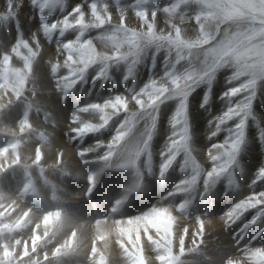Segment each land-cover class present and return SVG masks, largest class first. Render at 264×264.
<instances>
[{
	"label": "snow or ice",
	"instance_id": "6c2138e0",
	"mask_svg": "<svg viewBox=\"0 0 264 264\" xmlns=\"http://www.w3.org/2000/svg\"><path fill=\"white\" fill-rule=\"evenodd\" d=\"M29 3L38 16L37 29L29 39L23 37L18 22V9L23 7V0H7V10L0 14V25L14 22L17 29L10 51H0V122L12 109L20 112L17 129H0V134L9 137L7 143L0 146V175L18 169L23 177L16 199L0 192V264H59L69 255H82L87 264H109L113 237L126 264H188L184 259L186 255L201 254L204 221L197 214L200 227L191 233L189 247L186 246L187 227L178 237L175 234L178 218L190 216L193 207L216 195L217 185L222 181L226 180L227 185L219 193L221 197L236 184L234 173L237 169L243 170L239 157L248 145L249 121L256 126L257 142L264 149V126L254 112L258 86L264 85V0H172L162 8L156 0H135L129 7L139 18L140 30L126 26L127 8L121 6L119 0H116L118 23L113 22L107 0H75L70 9L65 0H29ZM57 10L61 15L50 22L49 16ZM159 11L168 17L167 31L156 29ZM189 12L192 15L189 16ZM186 18L193 19L198 26L194 35L186 34L173 22L179 19L183 23ZM93 30L98 34L88 35ZM68 33L75 35L68 38ZM41 34L49 43L55 39L56 51L64 57L62 64H51V75L57 91L62 94V102L77 85L82 89L84 84H90L88 93L91 94L98 81L103 88L104 83L112 79L111 68L126 67L120 81L125 85L126 94L78 105L69 117V130L64 134L66 142L79 146L87 137L113 128L106 144L98 139L77 152L82 164L98 166L87 175L84 195L93 192L99 176L106 170L123 171L129 176L110 216L96 219L87 237L73 227L58 240L69 221L62 208L53 207L35 217L32 207L20 210L17 203L26 198L42 199V190L51 193L53 202L60 199L56 184L46 178L41 146L35 148L34 158L22 159L19 151L33 136L51 147L45 133L37 134L29 121V113L36 106L26 94L31 91L35 95V89H29L28 84L33 62L40 54ZM94 41L109 50H98ZM161 52L164 55L157 73L156 61ZM150 53L147 82L138 90L127 87L126 82L133 77L136 66ZM13 57L21 60L23 66H13ZM61 69L65 70L64 74ZM219 76L224 78V90L216 98L224 102V109L207 121L214 130L206 138L211 140L221 132L226 135L222 142L210 145L211 167L205 169L193 156L195 123L190 100L194 93L202 90L199 108L210 112L214 84ZM132 102L135 110L129 107ZM166 109H170L164 121L170 126V135L166 136L160 153L157 175L153 169L151 144ZM81 113L94 114L99 122L85 121ZM98 152L99 155H93L94 159H89L90 154ZM62 155L56 157L51 167L61 176L71 175ZM177 164L183 178L173 183L170 191L141 214L113 218L112 214H117L132 194L147 190L149 178L164 183ZM34 173L39 174L41 183L34 178ZM259 182H264V164L251 180L250 194L222 213L226 228L243 220L231 234L230 241L241 256L236 258L225 252L218 264H264V246L253 243L264 236V189L255 191ZM249 213L250 218L244 219ZM32 224L35 226L31 228L30 239L16 235ZM257 225L258 230L245 242L249 230ZM41 226L42 235L38 234ZM83 227L80 225L81 229ZM206 259L216 264L212 257Z\"/></svg>",
	"mask_w": 264,
	"mask_h": 264
},
{
	"label": "rangeland",
	"instance_id": "374dc122",
	"mask_svg": "<svg viewBox=\"0 0 264 264\" xmlns=\"http://www.w3.org/2000/svg\"><path fill=\"white\" fill-rule=\"evenodd\" d=\"M66 1V0H65ZM70 1V0H68ZM66 1V5L68 6V8L70 9V5H72L74 2L73 0H71V4L70 2ZM113 1V2H112ZM126 1V2H125ZM133 1V2H132ZM68 2V3H67ZM107 2L109 3L110 5V10L112 12V15H113V21L114 23H118L119 22V13L117 12V7H116V0H107ZM130 2V3H129ZM135 1L134 0H119V4L125 8H127V11H126V19L127 21L125 20L126 22V26L129 27V28H133V29H137V30H140V21L139 18H137L135 15V12L134 10H132L128 5L130 4H133ZM160 2V3H159ZM165 2V0H156V3L157 5H160V7L162 8L164 5L168 4V3H171L170 0H166V3H163ZM163 3V4H161ZM6 5H7V0H0V14H3L6 12ZM30 6V3H29V0H23V7L19 8L18 9V15L21 14V11L22 10H26V15H30V17H37V14L35 12V10H33ZM149 8L151 7V5H148ZM147 6V7H148ZM116 11V12H115ZM133 11V12H132ZM115 13V15L113 14ZM133 15H132V14ZM36 14V15H35ZM57 14V15H56ZM59 14V15H58ZM162 14V16H161ZM60 12L57 10V12H54L52 13L51 16H49V21L51 22L52 20H54L55 18H57L58 16H60ZM130 15V16H128ZM188 15H192L191 12L188 13ZM166 16V17H165ZM162 17V18H161ZM130 18V19H129ZM137 18V19H136ZM149 19H151V14L149 12ZM131 23H130V22ZM18 22H19V27L20 29L22 30V34H23V37L25 39H29V37L31 36L32 32L35 31L37 29V24L35 25V27L33 28H30V27H23L25 24H29V20H26L25 24H23L21 22V20L19 19V16H18ZM174 23L178 24L181 26L182 29H184L186 31V34L188 35H194L195 34V29L198 27L196 24H195V21L193 19H185V21L183 23H181V21L179 19H175L173 21ZM130 24V25H129ZM168 25H169V20H168V17L166 14H164L162 11H159L157 13V20H156V29L157 31H160V30H168ZM7 26V27H6ZM11 26H15L14 25V22L13 24H11V22H6L2 25H0V33H2V35L0 34V38L4 41L5 38H9L10 41H8V46L6 48L7 51H10V46L14 43L15 39H16V36H17V31H16V28L14 27H11ZM132 26V27H131ZM134 26H137V27H134ZM195 27V28H194ZM187 28V29H186ZM3 31V32H1ZM10 31V32H9ZM97 30H93V32L89 33L88 35L90 36H96L94 35V33L96 32ZM8 32V33H7ZM7 36H5V35ZM14 36H13V35ZM12 35V36H11ZM68 38H72L74 37V33H68L66 34ZM14 37V38H13ZM1 41V40H0ZM40 42H41V49H40V54L38 55V57H36V59L34 60V64H33V72H32V76L30 77V80H29V84H28V88H32V89H35V95L32 94V92L30 93V91H28L26 94L28 95L29 99L33 102V104L36 106L33 108V110L29 113V121L30 123L32 124L33 128L37 130V134L39 132H43V130L41 129V127H48V128H54L53 127V124L52 127H50L51 125L49 124V112L48 111H45L43 109L42 106H44L45 108H47L48 105H50V109L53 110L55 112L56 115L57 112L56 110L59 111L58 107H62V108H66L67 107V103L68 104H79V102H81L83 100L84 101H88V102H95L97 100V98L95 99V96L96 94L98 95V92L100 90L101 91H104L105 89L108 88V90L106 91V95L110 96V95H114V94H126V88H125V85L122 84V83H119L121 80H122V76L126 73V67L124 65H121L119 69L113 67L110 69V76L113 77L112 79H109L108 82L104 83V87L101 88L100 87V82H97V85L93 88V91L91 92V94L88 93V89L89 87H91L88 83L84 84L83 85V88L81 89V86L80 85H77L76 88L73 90L72 93L69 94V96L65 99L64 102H61V100H57L56 98H51L47 95H42L43 93H41V91L37 88V86L41 87L42 88L44 86H47V83L49 81L50 86L51 88L53 87V90L56 89L55 87V81H54V78L52 77L51 75V64L54 63L53 61L49 60L50 57H53L52 55H55L56 57H59V58H63V55L61 54H58L57 51H56V45L54 44L55 43V39L49 43L47 42L44 37L40 36ZM96 44H97V48L98 50H101V51H104V50H109V49H105V47H103L104 45H102L99 41H94ZM45 43V44H44ZM11 44V45H9ZM101 44V45H100ZM54 45V46H53ZM0 46H4V45H1ZM10 47V48H9ZM52 48V49H51ZM5 49V47H4ZM1 50V51H6V50ZM48 49V51L46 50ZM54 52V53H53ZM41 53L44 54V56L46 57L44 60L40 59L41 57ZM57 53V54H56ZM160 55V56H159ZM158 55L157 57V61H156V68H155V71L157 73L160 72V68H161V65H162V60H163V52H161L160 54ZM150 56L151 54H149V57L145 59V61L140 64V65H137L138 67L135 68L134 70V75L133 77H130L129 80L126 82L127 83V87H131V88H134L135 89H139L140 87L143 86V84L145 82H147L148 80V76H144V75H148V67H149V64L151 63V60H150ZM49 57V59H47ZM160 57V58H159ZM159 59V60H158ZM16 60V61H15ZM13 66H16V67H22L23 66V62L21 60H19L18 58L16 57H13ZM160 63V64H159ZM147 65V66H146ZM37 68V69H36ZM45 68V69H43ZM48 68V69H47ZM158 68V69H157ZM35 69V70H34ZM141 69V71H140ZM39 70V71H38ZM122 71V72H121ZM37 72V73H35ZM41 72V73H40ZM60 72L62 74H64V69H61ZM112 72V73H111ZM121 72V74H120ZM34 73V74H33ZM119 75H118V74ZM144 73V74H143ZM38 74V75H37ZM43 74V75H42ZM92 75H94V72L91 73ZM116 74V76H115ZM141 74V75H140ZM122 75V76H121ZM139 77H138V76ZM119 76V77H118ZM35 77V78H34ZM114 77H118L116 79H114ZM34 78V79H33ZM51 78V79H50ZM120 78V80H119ZM48 79V81H47ZM89 79H91V76L89 77ZM131 79V80H130ZM44 80V81H43ZM32 81V82H31ZM36 81V82H35ZM116 81H119V82H116ZM110 82V83H109ZM112 82L114 84H112ZM139 83V84H138ZM132 84V85H131ZM111 85V87H110ZM114 85V87H113ZM117 85V86H115ZM131 85V86H130ZM121 86V87H120ZM264 85H260L258 86V98L254 104V112L256 113L257 115V119L259 120V115H260V110H264V102H263V99H264ZM100 87V88H99ZM113 87V89H112ZM123 87V88H122ZM97 88V90L95 89ZM216 88V89H215ZM87 89V90H86ZM112 89V90H111ZM116 90V91H114ZM124 90V91H123ZM224 90V78L223 76H219L218 79H217V82L214 84V91H213V96H212V100H211V103H210V112H203L200 108H199V99H200V92H202V90H198L197 93H194L191 100H190V107L192 105V107L190 108V111L191 113H193L194 115L191 114L192 116V119L194 120L195 123V133H194V136H195V143L197 145L194 144V151H193V156L194 158L196 159L197 163H199L203 168L205 169H208L211 167V161H210V157L208 156V150L210 148V145L212 143H216V142H222L226 133L225 132H221L217 137L211 139V140H208L206 137L210 136L211 134V131L214 130L213 128H210L207 124V121L209 119H212L213 117H215L216 115L220 114L222 112V110L224 109V102L217 99L216 97ZM95 91V92H94ZM83 92H86V93H83ZM110 92V93H109ZM116 92V93H114ZM30 93V94H29ZM57 93V92H56ZM59 93V92H58ZM75 93V95H74ZM95 93V95H93ZM61 94V93H59ZM73 94V95H72ZM77 94V95H76ZM81 94V95H80ZM88 94V95H87ZM62 95V94H61ZM33 96V97H32ZM85 96V97H84ZM31 97V98H30ZM40 97V98H39ZM35 98V99H34ZM85 98V100H84ZM49 99V100H48ZM73 100V102H72ZM94 100V101H92ZM52 101V102H50ZM99 101V100H97ZM221 101V102H219ZM99 102H102V101H99ZM54 103V104H53ZM85 103V102H84ZM87 103V102H86ZM134 103V102H132ZM132 103H130L129 107L130 109L132 110H135V105H133ZM221 103V104H220ZM41 104V105H40ZM46 104V105H45ZM65 104V105H64ZM133 105V106H132ZM217 106V107H216ZM134 107V108H132ZM171 107H174L171 106ZM196 107V108H195ZM37 108L39 110H37ZM16 110V112H15ZM201 110V111H200ZM35 111L39 112V113H36ZM168 111V112H167ZM193 111V112H192ZM198 111V112H197ZM15 112V113H14ZM165 115L166 118L168 115H170V109H166L165 110ZM215 112V113H214ZM14 113V114H13ZM18 113V114H17ZM205 113V114H204ZM202 114V115H201ZM209 114V115H208ZM11 115V116H10ZM15 118H13V116ZM19 115H20V112H19V109H12L10 114L7 116L8 118H5L3 120V122L0 123V127L1 129H4V127L6 128H10V129H17V125H18V118H19ZM31 115V116H30ZM39 115V116H38ZM41 115V116H40ZM71 115V114H70ZM197 115L199 117H197ZM202 117H201V116ZM207 115V116H205ZM33 116V118H31ZM94 114H89L87 115V117H89L87 120L88 121H91V122H98V116H96ZM162 116V119H161V123L159 125V128H158V132H157V135L154 136L155 138L153 139L152 141V144H151V153H152V159L155 160L153 161V169L154 171L157 173L158 172V167H159V163L161 162V156L159 157L158 154L160 155V151L164 148L165 146V140H166V136L167 135H170V131H169V128L170 126L167 125L164 121L166 120V118ZM195 116V117H194ZM35 117V118H34ZM46 117V118H45ZM59 117L61 118V120L63 119L62 115L59 114ZM91 117V118H90ZM95 117V118H94ZM94 118V119H92ZM201 118V119H200ZM203 118V119H202ZM206 118V119H205ZM9 119V121H8ZM45 119V120H44ZM68 121L69 118H67ZM97 119V120H95ZM198 119V121H197ZM37 122H36V121ZM66 120V119H65ZM200 120V121H199ZM14 121V122H13ZM39 121V122H38ZM40 121H41V125H40ZM47 121V122H46ZM67 121V122H68ZM7 122V123H6ZM9 122V123H8ZM45 122V124H44ZM206 122V123H205ZM11 123V124H10ZM34 124V125H33ZM44 124V125H43ZM198 124V126H197ZM11 125V126H10ZM13 125V126H12ZM163 125V126H162ZM4 126V127H3ZM15 126V127H14ZM262 126V125H261ZM14 127V128H13ZM40 127V128H39ZM114 127V126H113ZM164 128L162 130V128ZM203 127V128H201ZM112 129L113 128H109L108 130H106L105 132L101 133L102 138H99V134L96 136L95 139L92 140L93 137L95 136H89L87 137L84 142H82L79 146H75L74 144H69L68 142H66V139H65V135L62 137V140L59 138V137H55V139H58L56 140L55 142L56 143H52L51 144V147H49V144L48 143H44V142H41L39 139H36L37 137L34 136V139H36L35 141L37 143H33L32 144V139L28 142V143H24L21 145V148L19 149L20 151V154H21V157L22 159L24 158H27L29 156L33 157L34 158V155H35V148L38 146H43L41 147L42 148V152L44 154V159H43V164L45 165L44 167H46V178L48 181L52 182L53 184H57V188H58V195L61 199H59L58 201L56 202H53L51 199H50V196H51V193L46 191V190H42L41 192V196H42V199H36V200H33L32 198H26L24 200H18L17 203L21 204V206L19 205V208H21V210L23 209H26L27 207H34L36 209L33 208V212H34V216L37 217L39 216L40 214H42V212L44 210H48L50 208H53V207H60L62 209H64V213L67 211V213H65V215L68 217L70 216L69 218V221H68V224L66 225V227L62 230V233L57 237V239H62L64 235H66L73 227L77 228L79 231H81L86 237L87 236H90L91 235V231H92V225L94 224L95 222V219H104V218H107V214L111 213V208H112V205L114 204L115 200L119 199L122 195H123V189L125 188V186L128 184L129 182V176L123 172V171H112V170H106L102 173V175H100L98 178V181L96 184V187L93 189V192L90 194V195H87V199H86V195H84V193L87 191V187H88V184L87 183V177L86 175L88 173H91V172H95L97 170V164L95 163H87V164H83L81 162H79L81 168L79 169L77 167V170H76V166H74V164L72 163V161L75 159L79 160V157L77 156V152L81 149V148H87L89 147L90 145H92L93 143H95L96 140L100 139L102 140L104 143H107L108 140H109V136H111L112 134ZM201 132H200V131ZM110 132V133H108ZM166 132V133H165ZM46 133V132H45ZM47 134V133H46ZM162 134V135H161ZM201 134V135H200ZM48 135H51L48 134ZM107 135V136H106ZM109 135V136H108ZM200 135V136H198ZM256 135H257V128L256 126L253 124L252 121H249V126H248V130H247V139L248 141L251 140L253 143V145L249 144L250 146L246 147L244 150L246 152H250L251 150L253 151H258L262 158L261 160H263V164H264V149L261 148L260 144H258L257 142V139H256ZM250 136V137H249ZM161 137V138H160ZM205 137V138H204ZM223 137V138H222ZM252 137V138H251ZM48 140L50 137H48ZM9 137L8 136H5L3 134H0V146H3L5 143H7ZM159 139V140H158ZM107 140V141H106ZM215 140V141H214ZM40 141V142H39ZM106 141V142H105ZM160 141V142H159ZM198 141V142H197ZM203 141V142H202ZM159 142V144H158ZM202 142V143H201ZM44 143V144H43ZM198 143H201V144H198ZM27 144V146L25 145ZM28 144H30V147L28 148ZM41 144V145H40ZM47 144V146H46ZM202 145V146H201ZM255 145V147H254ZM32 146V147H31ZM75 146V147H74ZM83 146V147H82ZM205 146V147H203ZM257 146V147H256ZM161 147V148H159ZM207 147V148H206ZM250 147V148H249ZM26 148V149H25ZM28 148V149H27ZM33 148V149H32ZM57 148V149H56ZM67 148H69V152L67 150ZM198 148V149H197ZM23 149V151H22ZM43 149L45 151H43ZM61 149V151H59ZM158 149V150H157ZM28 150H31V151H28ZM155 150V151H154ZM48 151V152H47ZM57 151V152H56ZM103 149L100 150V152H102ZM158 151V152H157ZM198 151V152H196ZM22 152V153H21ZM47 152V153H46ZM71 152V153H70ZM100 152L98 153H95V155H99ZM160 152V153H159ZM204 154H203V153ZM207 152V153H206ZM63 154L62 155V159H63V163H64V166L66 168H68L67 170L71 173V175H65V176H61L60 173L58 171H56L54 168L51 167V165L55 164L56 163V155H60V154ZM197 154V155H196ZM243 154H244V151L241 153L239 159L241 158V156L243 157ZM28 155V156H26ZM155 155V156H154ZM196 155V156H195ZM199 155V156H198ZM157 157V158H156ZM205 158V159H204ZM46 159V160H45ZM181 158L178 157V161L180 160ZM201 159V160H199ZM46 162H45V161ZM160 160V161H159ZM242 160V158L240 159V161ZM159 161V162H158ZM204 161V162H203ZM53 162V163H52ZM69 162V163H68ZM207 162V163H206ZM30 163V161H29ZM48 163V164H47ZM157 163V164H156ZM205 163V164H204ZM69 164V165H68ZM207 164V165H206ZM71 165H73L71 167ZM177 166V167H176ZM50 167V168H49ZM175 167V171H170V174H169V177L167 179L166 182L161 183V182H158L155 178H149L147 180V190L146 191H143V192H139V193H134L132 194L129 198H128V201H126L121 209H119L118 213L117 214H113V218H121L122 216L123 217H130V216H135L137 214H141L143 211L147 210V209H144L143 211H141V209L144 207V204L146 203L145 201V197L147 194H158V193H162V195L164 193H166L167 191H170L171 187H167L168 184L171 182V181H177L179 180L180 178H183V174L182 173H178L179 171V168H178V164L177 165H174ZM72 168V169H71ZM157 171H156V169ZM54 169V170H53ZM82 169V170H81ZM74 170V172H72ZM51 173H50V172ZM82 171H85L84 173ZM240 171V172H239ZM258 171V170H256ZM255 170H253V172H256ZM79 172V173H78ZM122 172V173H121ZM173 172V173H172ZM49 173V174H48ZM81 173V174H80ZM83 173V174H82ZM52 174V175H51ZM76 174V176H75ZM181 174V176H180ZM247 173L241 169H237L234 173L235 175V178H236V184L231 188L229 189V192L226 194V195H223V197H221L219 195V193H222L224 188L226 187L227 185V181H222L220 184L217 185V189H216V195H214L212 198H210L208 201H205V206H201L203 209H195V208H192L191 209V215L188 216V217H185V218H182L181 220H178L180 221L178 223L177 221V225L176 228H175V234L176 236H179V234L181 235L180 233V230L184 227H187L189 229V235L187 236L186 238V245L187 244H190L191 243V240L192 237H191V233L193 231H197L199 230V227L196 223V226L197 228H193V229H190L191 227H189V225L191 224V220L197 216V214H201L200 216H206L210 218V216H213L211 215L213 212H210L211 209H214L216 208L215 206H218V205H222V207H225V206H228L230 207L233 203L237 202L238 200L240 199H243L245 198L247 195L250 194L249 190L250 189V183H251V180H249L251 178V176L253 175H246ZM51 175V176H50ZM83 175V176H82ZM158 175V173H157ZM51 178H50V177ZM55 176V177H54ZM81 176V177H80ZM172 176V177H171ZM239 176V177H237ZM124 177V178H123ZM244 177V178H243ZM34 178L38 181V183L42 182L41 181V178L39 177V174L38 173H35L34 174ZM49 178V179H48ZM72 178V179H70ZM81 178V179H80ZM84 178V179H83ZM120 178V179H119ZM244 180H243V179ZM123 179V180H122ZM177 179V180H176ZM60 180V181H59ZM62 180V181H61ZM77 180V181H76ZM125 180V181H124ZM152 183H151V181ZM241 181V182H239ZM245 181V183H244ZM59 182V183H58ZM74 182V183H73ZM84 182V183H83ZM112 182V183H111ZM174 182V183H175ZM23 183V177H22V173H20V170L18 169H10L8 172L4 173L1 175L0 177V192H3L8 198L11 199V197H13V199H16L17 198V193H18V190L19 188L21 187ZM68 183V184H67ZM64 184V185H63ZM247 186H243V185H246ZM62 185V186H61ZM155 185V186H154ZM167 185V186H166ZM261 185V186H260ZM19 186V187H18ZM59 186V187H58ZM64 186V187H63ZM87 186V187H85ZM150 186V187H149ZM165 186V187H164ZM257 186L258 191H260L261 189H264V182H260ZM66 187V188H65ZM68 187V188H67ZM248 187V188H247ZM13 188V189H12ZM18 188V189H17ZM151 188V189H150ZM17 189V191H16ZM65 191H64V190ZM68 189V190H67ZM79 189V190H78ZM107 189V190H106ZM80 190H81V193H80ZM6 191V192H5ZM10 191V192H9ZM15 191V195L13 196L14 192ZM71 191V192H69ZM121 191V192H120ZM9 192V193H8ZM13 192V194L11 193ZM77 192H79V196L77 194ZM109 192V193H108ZM83 195H80L82 194ZM120 193V194H119ZM122 193V194H121ZM66 194V195H65ZM69 194V195H68ZM71 194V195H70ZM74 194V195H73ZM119 194V195H118ZM48 195V198L47 196ZM68 195V196H67ZM11 196V197H10ZM64 196V197H63ZM83 196V197H82ZM108 197V200L104 199V197ZM241 197V198H238V197ZM15 197V198H14ZM67 197V198H66ZM85 197V198H84ZM76 198V199H75ZM84 198L85 200L83 201ZM33 200V201H32ZM75 200V201H73ZM79 202H78V201ZM95 200V201H94ZM36 201V202H35ZM47 201V203H46ZM50 201V202H49ZM68 201V203H67ZM83 203H82V202ZM220 201V203H219ZM30 202V203H29ZM53 202V203H52ZM64 204H63V203ZM77 202V203H76ZM141 202V203H140ZM24 205H23V204ZM51 203V204H50ZM70 203V204H69ZM217 203V204H216ZM27 204V205H26ZM33 204V205H32ZM49 204V205H48ZM103 204V205H102ZM64 205V206H63ZM23 206H25L26 208H24ZM36 206V207H35ZM152 206V205H151ZM150 206V207H151ZM41 207V208H40ZM64 207V208H63ZM128 207V208H127ZM221 207V206H220ZM110 208V209H109ZM39 211H38V210ZM228 209V208H227ZM37 210V211H36ZM88 210V211H87ZM108 210V211H107ZM122 210V211H121ZM217 210V209H215ZM207 212L208 214L207 215H203V212ZM36 212V213H35ZM101 212V213H100ZM194 212H196V214H193ZM198 212V213H197ZM202 212V213H201ZM39 213V214H37ZM72 213V214H71ZM95 214V215H94ZM83 215V216H82ZM93 215V216H92ZM178 215V214H177ZM72 216V217H71ZM88 216V217H87ZM106 216V217H105ZM251 216V213L247 214L244 219H249ZM74 217V218H73ZM77 217V218H76ZM83 217V218H82ZM86 219H85V218ZM98 217V218H97ZM190 217V218H189ZM193 217V218H192ZM73 218V220H72ZM79 218V219H78ZM91 218V219H90ZM201 218V217H200ZM205 218V217H204ZM203 218V219H204ZM71 219V220H70ZM76 222H75V220ZM81 219V220H80ZM202 219V220H203ZM89 220V221H88ZM189 220V222H188ZM79 221H82V224L81 222L79 223ZM193 221V220H192ZM85 222V223H84ZM184 222V223H183ZM188 222V223H187ZM241 222L243 223V220H241ZM87 223V224H86ZM91 226H90V224ZM241 224V223H240ZM240 224H238L236 227L233 228V230L237 229L240 227ZM78 225H84V227L81 229L80 226ZM90 227H89V226ZM186 225V226H185ZM35 225L32 224L30 225L26 230H24L22 233H17L16 235L18 237H21L23 239H30V236H31V228L34 227ZM88 226V228H87ZM234 226V225H233ZM232 226V227H233ZM214 229H212L210 232L206 229H209L208 227H204V234H203V242L204 240L208 237V236H212L214 238H217L218 240H221V241H224V236L222 235L223 231H225L227 238L228 236L231 237V234H230V229H226L225 227V224H224V221L222 223V226H215ZM259 228V225L253 227L252 229L249 230L248 232V235L246 236L245 238V242H247L248 239L251 238L252 235L255 234V232L258 230ZM178 229V230H177ZM219 232H218V231ZM40 231V232H39ZM43 226H41L40 229H38V233L39 234H43ZM236 231V230H235ZM233 231V232H235ZM207 232V233H206ZM213 232V233H212ZM212 234V235H210ZM218 235V236H217ZM190 236V237H189ZM261 237H264V236H261ZM260 237V238H261ZM258 239L257 241L261 242L262 239ZM114 240H115V237L112 238V243L110 244V248H109V264H126V260L125 258L122 256V254L120 253V250L118 248V246L115 245L114 243ZM264 240V239H263ZM257 241H254L253 243L257 242ZM145 244H146V240L143 241ZM202 242V243H203ZM199 243V242H198ZM200 243V248L203 246H201ZM257 245H261V244H257ZM264 245V244H263ZM100 247H103V245H100ZM147 251V250H146ZM204 250H201V255L200 254H189V255H186L184 257V259L186 261H190L188 259H190L189 257H194L195 259H193L192 261H196L197 259H200V258H204L203 254L206 253L204 251V253L202 252ZM207 254V253H206ZM151 255L154 256V253H151ZM213 258V256H212ZM196 262H193L191 264H194ZM59 264H87V261L86 259L82 256V255H69L67 257H64L61 259V261L59 262Z\"/></svg>",
	"mask_w": 264,
	"mask_h": 264
},
{
	"label": "bare ground",
	"instance_id": "6f19581e",
	"mask_svg": "<svg viewBox=\"0 0 264 264\" xmlns=\"http://www.w3.org/2000/svg\"><path fill=\"white\" fill-rule=\"evenodd\" d=\"M66 1H68V0H66ZM65 1V2H66ZM71 1V0H70ZM70 1H68V2H70ZM110 1V0H109ZM121 1V0H120ZM130 1V0H129ZM135 1V0H134ZM67 2V3H68ZM73 2H74V0H73ZM113 2V1H112ZM126 2V1H125ZM133 2V1H132ZM170 2H171V0H170ZM130 3V2H129ZM160 3V2H159ZM163 3H166V0H165V2H163ZM163 3H161V4H163ZM70 4H71V2H70ZM68 5V4H67ZM131 5V4H130ZM71 6V5H70ZM129 6V5H128ZM158 6H160V5H158ZM30 7V6H29ZM149 7V6H148ZM111 8V7H110ZM111 11V10H110ZM57 12V11H56ZM116 12V11H115ZM118 12V11H117ZM133 12V11H132ZM114 15H115V13H113ZM132 14V13H131ZM36 15V14H35ZM57 15V14H56ZM59 15V14H58ZM133 15V14H132ZM19 16V19L21 20V22L23 23V24H25V22H26V20H29L30 22H29V24H25L23 27H30V28H33V27H35V25L37 24L38 25V16L37 17H35V16H33V17H30V15H26V10H22L21 11V14H19L18 15ZM128 16H130V15H128ZM135 16V15H134ZM161 16H162V14H161ZM166 17V16H165ZM162 18V17H161ZM130 19V18H129ZM137 19V18H136ZM119 20V19H118ZM126 21H127V19H126ZM139 21V20H138ZM114 22V21H113ZM130 22V21H129ZM131 23V22H130ZM11 24H13V23H11ZM130 25V24H129ZM7 27V26H6ZM11 27H15V26H11ZM132 27V26H131ZM134 27H137V26H134ZM16 28V27H15ZM195 28V27H194ZM138 29V28H137ZM187 29V28H186ZM16 31H17V29H16ZM166 31V30H165ZM1 32H3V31H1ZM10 32V31H9ZM8 33V32H7ZM1 35H2V33H0ZM73 34V33H72ZM98 34V31H96L95 33H94V35H97ZM5 35V34H4ZM13 35V34H12ZM11 35V36H12ZM6 36V35H5ZM14 36V35H13ZM41 36V35H40ZM7 37V36H6ZM2 38V37H1ZM0 38V42H2V43H0L1 45H4V46H0V51L1 50H3L4 49V47H5V49L4 50H6V48H7V46H8V41H10L9 40V38H5V40L3 41L2 39ZM14 38V37H13ZM26 38V37H25ZM30 38V37H29ZM45 44V43H44ZM55 44V43H54ZM7 45V46H6ZM9 45H11V44H9ZM101 45V44H100ZM54 46V45H53ZM11 47V46H10ZM9 47V48H10ZM104 47V46H103ZM52 49V48H51ZM47 51H48V49H46ZM7 51V50H6ZM54 53V52H53ZM57 54V53H56ZM151 54V53H150ZM159 55V54H158ZM53 57H50V59H49V57L47 58V59H49V60H51V61H53L54 63H56V62H59V63H63V58H59V57H56L55 55H52ZM160 56V55H159ZM38 57V56H37ZM46 57L44 56V54L43 53H41V57H40V59H42V60H44ZM160 58V57H159ZM159 60V59H158ZM16 61V60H15ZM158 62V61H157ZM34 64V63H33ZM160 64V63H159ZM51 66V65H50ZM147 66V65H146ZM136 67H138V66H136ZM37 69V68H36ZM43 69H45V68H43ZM48 69V68H47ZM158 69V68H157ZM35 70V69H34ZM111 70H113V69H111ZM39 71V70H38ZM65 71V70H64ZM140 71H141V69H140ZM122 72V71H121ZM121 72H120V74H121ZM35 73H37V72H35ZM41 73V72H40ZM112 73V72H111ZM34 74V73H33ZM62 74V73H61ZM95 74V73H94ZM118 74V73H117ZM144 74V73H143ZM38 75V74H37ZM43 75V74H42ZM119 75V74H118ZM141 75V74H140ZM115 76H116V74H115ZM122 76V75H121ZM138 76V75H137ZM144 76H148V75H144ZM33 77V76H32ZM119 77V76H118ZM118 77H114V79H116V78H118ZM123 77V76H122ZM139 77V76H138ZM35 78V77H34ZM33 78V79H34ZM113 78V77H112ZM51 79V78H50ZM119 80H120V78H119ZM131 80V79H130ZM44 81V80H43ZM47 81H48V79H47ZM55 81V80H54ZM32 82V81H31ZM36 82V81H35ZM99 82V81H98ZM108 82V81H107ZM106 82V83H107ZM116 82H119V81H116ZM110 83V82H109ZM120 83V82H119ZM50 84L51 83H49V81H48V83H47V86H44L43 88H42V86L41 87H39V86H37V88L41 91V93H43L42 95H47V96H49V97H51V98H56L57 100L59 99V100H61V94H59L58 93V91H57V89H55V90H53V87L51 88V86H50ZM112 84H114L113 82H112ZM139 84V83H138ZM52 85V84H51ZM90 85V84H89ZM97 85V84H96ZM100 85V84H99ZM132 85V84H131ZM130 85V86H131ZM91 86V85H90ZM115 86H117V85H115ZM110 87H111V85H110ZM113 87H114V85H113ZM113 87H112V89H113ZM121 87V86H120ZM264 87V86H263ZM100 88V87H99ZM123 88V87H122ZM131 88V87H130ZM135 88V87H134ZM30 89H32V88H30ZM96 90H97V88H95ZM111 89V90H112ZM216 89V88H215ZM87 90V89H86ZM108 90V88L107 89H105L104 91H101L100 92V90L99 91H97L98 92V95L96 94V96H95V99L97 98V100H99V101H102L104 98H106V97H108V95H106V91ZM126 90V89H125ZM88 91V90H87ZM114 91H116V90H114ZM124 91V90H123ZM57 92V93H56ZM95 92V91H94ZM30 93H31V91H30ZM29 93V94H30ZM83 93H86V92H83ZM110 93V92H109ZM114 93H116V92H114ZM264 93V92H263ZM73 95V94H72ZM74 95H75V93H74ZM77 95V94H76ZM81 95V94H80ZM88 95V94H87ZM93 95H95V93L93 94ZM115 95V94H114ZM33 97V96H32ZM85 97V96H84ZM31 98V97H30ZM40 98V97H39ZM192 98V97H191ZM35 99V98H34ZM49 100V99H48ZM84 100H85V98H84ZM96 100V101H97ZM92 101H94V100H92ZM50 102H52V101H50ZM62 102V101H61ZM72 102H73V100H72ZM85 103L86 102H88L87 100L86 101H84ZM83 102V100L81 101V102H79V104H68L67 103V107L66 108H62V107H58V109H59V111L58 110H56V112H57V114L58 115H56L55 114V112L53 111V110H51L50 109V105H48L47 106V108H45L44 106H42L43 107V109L45 110V111H48L49 112V124L51 125V124H53V127L54 128H48V127H41V129L43 130V133H45V135L46 136H48V137H50L49 138V140L48 141H50V143L52 144V143H56L55 141L56 140H58V139H55V137L57 138V137H59L61 140H62V137L64 136V134L66 133V132H68V130H69V123H70V121H68V119L67 118H69L70 117V114L74 111V108H76L78 105H83V104H85ZM91 102V101H90ZM219 102H221V101H219ZM263 102H264V99H263ZM54 104V103H53ZM133 105H134V103H132ZM221 104V103H220ZM41 105V104H40ZM46 105V104H45ZM65 105V104H64ZM132 105V106H133ZM135 107V106H134ZM134 107H132V108H134ZM191 107H192V105H191ZM190 107V108H191ZM217 107V106H216ZM196 108V107H195ZM34 111V110H33ZM201 111V110H200ZM15 112H16V110H15ZM14 112V113H15ZM36 113H39V112H37V111H35ZM168 112V111H167ZM193 112V111H192ZM198 112V111H197ZM13 113V114H14ZM32 113V112H31ZM166 113V112H165ZM215 113V112H214ZM18 114V113H17ZM59 114H61L62 115V117H63V119L61 120V118L59 117ZM192 115H194L193 113H191ZM205 114V113H204ZM87 115H89L88 113H81L80 114V116H81V119H83V120H85V121H88L87 119L89 118V117H87ZM165 115V114H164ZM202 115V114H201ZM200 115V116H201ZM209 115V114H208ZM11 116V115H10ZM13 116V115H12ZM31 116V115H30ZM39 116V115H38ZM41 116V115H40ZM205 116H207V115H205ZM257 116V115H256ZM96 117V116H95ZM94 117V118H95ZM165 118H166V116H164ZM195 117V116H194ZM197 117H199L198 115H197ZM202 117V116H201ZM208 117V116H207ZM6 118H8V117H6ZM13 118H15L14 116H13ZM31 118H33V116L31 117ZM35 118V117H34ZM46 118V117H45ZM91 118V117H90ZM94 118H92V119H94ZM97 118V117H96ZM66 119V120H65ZM98 119V118H97ZM97 119H95V120H97ZM201 119V118H200ZM203 119V118H202ZM206 119V118H205ZM45 120V119H44ZM8 121H9V119H8ZM36 121V120H35ZM68 121V122H67ZM197 121H198V119H197ZM200 121V120H199ZM259 123H260V125H262V126H264V110H260V115H259ZM14 122V121H13ZM37 122V121H36ZM39 122V121H38ZM47 122V121H46ZM99 122V121H98ZM193 122H194V120H193ZM1 123V122H0ZM7 123V122H6ZM9 123V122H8ZM194 123H196V122H194ZM206 123V122H205ZM11 124V123H10ZM42 123H41V121H40V125H41ZM44 124H45V122H44ZM43 124V125H44ZM34 125V124H33ZM11 126V125H10ZM13 126V125H12ZM18 126V125H17ZM163 126V125H162ZM197 126H198V124H197ZM2 127V126H1ZM1 127H0V129H1ZM4 127V126H3ZM15 127V126H14ZM13 127V128H14ZM50 127H52V125L50 126ZM4 128H6V127H4ZM40 128V127H39ZM162 128V127H161ZM201 128H203V127H201ZM160 129V128H159ZM164 128H162V130H163ZM112 131H113V129H112ZM200 131V130H199ZM201 132V131H200ZM51 133V135H48V134H50ZM108 133H110V132H108ZM166 133V132H165ZM162 135V134H161ZM201 135V134H200ZM200 135H198V136H200ZM6 136V135H5ZM102 136L103 135H101V134H99V138H102ZM107 136V135H106ZM109 136V135H108ZM195 136H197V135H195ZM110 137V136H109ZM250 137V136H249ZM89 138H91V137H89ZM96 138V136L95 137H93L92 138V140L93 139H95ZM155 138V137H154ZM161 138V137H160ZM205 138V137H204ZM223 138V137H222ZM252 138V137H251ZM37 139V138H36ZM36 139H34V136H33V138H32V144L34 143H37L35 140ZM88 139V138H87ZM97 139V138H96ZM110 139V138H109ZM249 139V138H248ZM159 140V139H158ZM209 140V139H208ZM86 141V140H85ZM107 141V140H106ZM105 141V142H106ZM215 141V140H214ZM40 142V141H39ZM87 142V141H86ZM160 142V141H159ZM159 142H158V144H159ZM198 142V141H197ZM203 142V141H202ZM201 142V143H202ZM30 143V142H29ZM82 143V142H81ZM201 143H198V144H201ZM253 143L254 142H252L251 140H249L248 141V145H247V147L248 146H250L249 144H251V145H253ZM33 144V145H34ZM44 144V143H43ZM70 144V143H69ZM106 144V143H105ZM26 146H27V144H25ZM29 146H28V148L30 147V144H28ZM39 145V144H38ZM41 145V144H40ZM195 145H197L196 143H195ZM22 146H24V145H22ZM46 146H47V144H46ZM81 146V145H80ZM202 146V145H201ZM32 147V146H31ZM41 147H43V146H41ZM48 147V146H47ZM75 147V146H74ZM83 147V146H82ZM203 147H205V146H203ZM254 147H255V145H254ZM257 147V146H256ZM21 148V147H20ZM27 148V149H28ZM159 148H161V147H159ZM207 148V147H206ZM250 148V147H249ZM26 149V148H25ZM33 149V148H32ZM57 149V148H56ZM198 149V148H197ZM67 150H68V152H69V148H67ZM158 150V149H157ZM21 151V150H20ZM22 151H23V149H22ZM28 151H31V150H28ZM43 151H45L44 149H43ZM59 151H61V149L59 150ZM71 151V150H70ZM155 151V150H154ZM48 152V151H47ZM46 152V153H47ZM57 152V151H56ZM158 152V151H157ZM161 152V151H160ZM159 152V153H160ZM196 152H198V151H196ZM22 153V152H21ZM71 153V152H70ZM153 153V152H152ZM203 153V152H202ZM207 153V152H206ZM204 154V153H203ZM208 154V153H207ZM93 155H95V154H90L89 155V159L91 160V159H94V156ZM197 155V154H196ZM195 155V156H196ZM26 156H28V155H26ZM155 156V155H154ZM158 156L160 157V155L158 154ZM199 156V155H198ZM56 157H57V155H56ZM157 158V157H156ZM241 158H242V160L240 161V163H241V165L243 166V169H244V171L247 173L246 175H253V176H251V178L249 179V180H251L253 177H254V175H255V172H253V170H258V168L260 167V166H262V162H263V160H261V158H262V156H261V154L258 152V151H253V150H251L250 152H246L245 150H244V154H243V157L241 156ZM240 158V159H241ZM205 159V158H204ZM46 160V159H45ZM44 160V161H45ZM153 160V159H152ZM199 160H201V159H199ZM153 161H155V160H153ZM152 161V162H153ZM160 161V160H159ZM158 161V162H159ZM46 162V161H45ZM79 162H80V160H77V159H75L74 158V160L72 161V163L74 164V166L73 165H71V167L73 166V167H75L76 168V170H77V167L80 169L81 168V166H80V164H79ZM204 162V161H203ZM53 163V162H52ZM69 163V162H68ZM207 163V162H206ZM48 164V163H47ZM157 164V163H156ZM205 164V163H204ZM54 165V164H53ZM69 165V164H68ZM83 165V164H82ZM207 165V164H206ZM45 166V165H44ZM67 167V166H66ZM177 167V166H176ZM46 168V167H45ZM50 168V167H49ZM68 169V168H67ZM72 169V168H71ZM156 169V168H155ZM54 170V169H53ZM82 170V169H81ZM156 171H157V169H156ZM50 172V171H49ZM72 172H74V170L72 171ZM83 173L85 172V171H82ZM240 172V171H239ZM21 173V172H20ZM51 173V172H50ZM75 173V172H74ZM79 173V172H78ZM82 173V174H83ZM92 173V172H91ZM122 173V172H121ZM158 173V172H157ZM173 173V172H172ZM178 173H179V171H178ZM35 174V173H34ZM49 174V173H48ZM81 174V173H80ZM89 174V173H88ZM87 174V175H88ZM52 175V174H51ZM50 175V176H51ZM87 175H86V177H87ZM102 175V174H101ZM49 176V177H50ZM75 176H76V174H75ZM83 176V175H82ZM180 176H181V174H180ZM0 177H1V175H0ZM55 177V176H54ZM81 177V176H80ZM172 177V176H171ZM237 177H239V176H237ZM51 178V177H50ZM100 178V177H99ZM124 178V177H123ZM244 178V177H243ZM242 178V179H243ZM49 179V178H48ZM70 179H72V178H70ZM81 179V178H80ZM84 179V178H83ZM120 179V178H119ZM239 179H240V177H239ZM123 180V179H122ZM177 180V179H176ZM244 180V179H243ZM60 181V180H59ZM62 181V180H61ZM77 181V180H76ZM87 181V180H86ZM100 181V180H99ZM98 181V182H99ZM125 181V180H124ZM151 181V180H150ZM226 181V180H225ZM175 181H171L169 184H168V186L167 187H171V185L174 183ZM239 182H241V181H239ZM40 183V182H39ZM52 183V182H51ZM59 183V182H58ZM74 183V182H73ZM84 183V182H83ZM112 183V182H111ZM151 183H152V181H151ZM244 183H245V181H244ZM260 183V182H259ZM259 183H257L256 184V186H255V191H257L258 192V190H256V189H258L257 187H259V186H257ZM68 184V183H67ZM87 184V183H86ZM98 184V183H97ZM164 184V183H163ZM57 185V184H56ZM64 185V184H63ZM62 186V185H61ZM155 186V185H154ZM243 186H247V184L246 185H243ZM261 186V185H260ZM19 187V186H18ZM59 187V186H58ZM64 187V186H63ZM85 187H87V186H85ZM150 187V186H149ZM165 187V186H164ZM66 188V187H65ZM68 188V187H67ZM248 188V187H247ZM13 189V188H12ZM18 189V188H17ZM17 189H16V191H17ZM151 189V188H150ZM64 190V189H63ZM68 190V189H67ZM79 190V189H78ZM107 190V189H106ZM171 190V189H170ZM249 190V192H251L252 191V189L250 188V189H248ZM65 191V190H64ZM6 192V191H5ZM10 192V191H9ZM8 192V193H9ZM13 192H14V194H13ZM13 192H11L12 194H13V196L15 195V191H13ZM69 192H71V191H69ZM121 192V191H120ZM80 193H81V190H80ZM109 193V192H108ZM144 193V192H143ZM77 194H78V196H79V192H77ZM120 194V193H119ZM118 194V195H119ZM122 194V193H121ZM165 194V193H164ZM66 195V194H65ZM69 195V194H68ZM67 195V196H68ZM71 195V194H70ZM74 195V194H73ZM80 195H83V193L82 194H80ZM161 195H162V193H158V194H147L146 195V197H145V201H146V203L144 204V207L141 209V211H143L144 209H148L153 203H155L156 202V200H158L160 197H161ZM47 196V198H48V195H46ZM84 196V195H83ZM82 196V197H83ZM11 197V196H10ZM64 197V196H63ZM15 198V197H14ZM67 198V197H66ZM85 198V197H84ZM84 198H82L83 199V201L85 200ZM88 197L86 196V199H87ZM238 198H241L240 196L238 197ZM11 199H13V197H11ZM61 199V198H60ZM76 199V198H75ZM89 199V198H88ZM88 199H87V201H88ZM104 199H106V200H108V197L106 196V197H104ZM130 199V198H129ZM177 200H179V198H177ZM21 201V200H20ZM33 201V200H32ZM73 201H75V200H73ZM78 201V200H77ZM95 201V200H94ZM128 201V200H127ZM19 202V201H18ZM36 202V201H35ZM50 202V201H49ZM79 202V201H78ZM82 202V201H81ZM30 203V202H29ZM46 203H47V201H46ZM53 203V202H52ZM63 203V202H62ZM67 203H68V201H67ZM77 203V202H76ZM83 203V202H82ZM141 203V202H140ZM219 203H220V201H219ZM23 204V203H22ZM51 204V203H50ZM64 204V203H63ZM70 204V203H69ZM217 204V203H216ZM18 205H20L21 206V204L19 203ZM24 205V204H23ZM27 205V204H26ZM33 205V204H32ZM49 205V204H48ZM103 205V204H102ZM125 205V204H124ZM206 204H205V201L204 202H201L199 205H197V206H195V207H193V208H195V209H200V207L201 206H205ZM64 206V205H63ZM113 206V205H112ZM221 206V207H220ZM24 208H26L25 206H23ZM36 207V206H35ZM58 207V206H57ZM216 208H214V209H211V211L210 212H213L211 215H213V216H210V218H209V216L208 217H206V216H200L201 217V219H203L204 217V219H203V221H204V227L206 226V227H208L209 229H206V230H212V229H214V231H215V229L216 228H214L215 226H222V223H223V219H222V213H224L226 210H227V208H228V206H225V207H222V205H218V206H215ZM32 208H34V207H32ZM41 208V207H40ZM64 208V207H63ZM128 208V207H127ZM205 208H206V206H205ZM34 209H36V208H34ZM110 209V208H109ZM121 209V208H120ZM201 209H203L202 207H201ZM215 209H217V210H215ZM20 210H21V208H20ZM23 210V209H22ZM38 210V209H37ZM36 210V211H37ZM64 210V209H63ZM203 210H205V209H203ZM39 211V210H38ZM65 211V210H64ZM88 211V210H87ZM108 211V210H107ZM111 211V210H110ZM122 211V210H121ZM36 213V212H35ZM65 213H67V211L65 212ZM69 213V212H68ZM67 213V214H68ZM101 213V212H100ZM198 213V212H197ZM202 213V212H201ZM37 214H39V213H37ZM72 214V213H71ZM111 214V213H110ZM110 214L108 213L107 214V216L109 217L110 216ZM193 214H196V212H194ZM200 214V213H199ZM69 215V214H68ZM95 215V214H94ZM113 215V214H112ZM191 215V214H190ZM201 215V214H200ZM203 215H205V214H203ZM83 216V215H82ZM93 216V215H92ZM38 217V216H37ZM69 218H70V216H68ZM72 217V216H71ZM88 217V216H87ZM106 217V216H105ZM123 217V216H122ZM129 217V216H128ZM74 218V217H73ZM73 218H72V220H73ZM77 218V217H76ZM83 218V217H82ZM85 218V217H84ZM98 218V217H97ZM119 218V217H118ZM182 218H185V217H179L178 218V220H181ZM190 218V217H189ZM193 218V217H192ZM79 219V218H78ZM86 219V218H85ZM91 219V218H90ZM186 219V218H185ZM246 219V218H245ZM71 220V219H70ZM75 220V219H74ZM81 220V219H80ZM96 220V219H95ZM177 220V221H178ZM193 220V221H192ZM190 222H191V224L189 225V227H191L190 229H193V228H197V226H196V223L195 222H197L196 221V217H194L193 219H192ZM89 221V220H88ZM75 222H76V220H75ZM81 222V224H82V221H79V223ZM180 221H178V223H179ZM188 222H189V220H188ZM187 222V223H188ZM85 223V222H84ZM181 223V222H180ZM184 223V222H183ZM240 223H242L241 221L240 222H238L237 224H235L232 228H231V230H230V234H232L233 233V231H235V230H233V228L234 227H236L238 224H240ZM87 224V223H86ZM90 224V223H89ZM198 226H199V224H197ZM78 226H80V225H78ZM89 226V225H88ZM88 226H87V228H88ZM90 226H91V224H90ZM89 226V227H90ZM178 226V225H177ZM186 226V225H185ZM92 227V226H91ZM185 228V227H184ZM184 228H182L181 230H180V233L181 234H183V230H184ZM226 229H229V228H226ZM178 230V229H177ZM196 231H197V229H196ZM209 231V232H210ZM218 231V230H217ZM222 232H223V236L225 237L224 238V241H221V240H218L217 238H214V237H212V236H208L205 240H204V242L201 244V250H204L206 253H204V251H202L204 254H203V256H204V258L202 259V258H200V259H197L196 261L194 260V261H192L193 259H195L194 257H189L190 259H188V260H190V261H187L188 262V264H191V263H193V262H196V263H194V264H212V262H210L209 260H207L206 259V257H212L213 256V260L216 262V264H218V262H219V260L222 258V255H223V253H225V252H228L230 255H232V256H234V257H236V258H240V256H241V253H239V252H237L236 250H235V246L234 245H232V244H230V241L232 240V236L231 237H229L228 236V238H227V236H225L226 235V233H225V231H223V230H221ZM40 232V231H39ZM43 232V231H42ZM194 232V231H193ZM219 232V231H218ZM207 233V232H206ZM213 233V232H212ZM39 234V233H38ZM180 235V234H179ZM210 235H212V234H210ZM218 236V235H217ZM178 237V236H177ZM190 237V236H189ZM204 237V236H203ZM187 238V237H186ZM188 239V238H187ZM260 239H262L261 240V242L259 241H257V242H255L254 243V246H264L263 244H264V237H261ZM191 240V239H190ZM199 242V241H198ZM257 244H261V245H257ZM186 246H191V243L190 244H187ZM200 256H202L201 254H200Z\"/></svg>",
	"mask_w": 264,
	"mask_h": 264
}]
</instances>
